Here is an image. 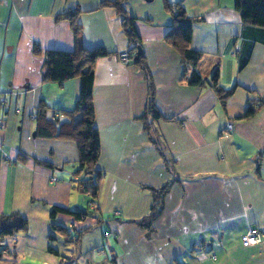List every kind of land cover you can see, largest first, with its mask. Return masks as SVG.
Here are the masks:
<instances>
[{
  "label": "crops",
  "instance_id": "0c3cea01",
  "mask_svg": "<svg viewBox=\"0 0 264 264\" xmlns=\"http://www.w3.org/2000/svg\"><path fill=\"white\" fill-rule=\"evenodd\" d=\"M102 1L0 0V228L27 222L0 243V264H264V27L244 24L235 0L124 1L162 116L155 126L166 165L137 119L148 98L144 72L133 59L119 60L128 40L121 17ZM166 1L194 19L187 47L201 52L195 64L166 38L180 37ZM72 10L79 44L111 52L93 65L100 154L92 174L76 172L77 144L65 136L80 77L42 79L44 51L76 47L71 21L61 17ZM219 87L234 88L224 105ZM40 102L60 136H36L31 115ZM248 107L254 113L244 117ZM169 180L151 229L139 226L149 188ZM54 206L88 215L52 219ZM53 223L70 235L53 232ZM85 227L76 237L73 230ZM249 228L260 230L262 243L242 245Z\"/></svg>",
  "mask_w": 264,
  "mask_h": 264
},
{
  "label": "trees",
  "instance_id": "16d2710c",
  "mask_svg": "<svg viewBox=\"0 0 264 264\" xmlns=\"http://www.w3.org/2000/svg\"><path fill=\"white\" fill-rule=\"evenodd\" d=\"M125 0H104L102 6L113 7L117 14L121 17V25L124 34L128 40V52L133 58L135 52L140 49V54L137 62H133L137 65L145 75V79L148 84V98L143 113L137 118L141 123L143 129L146 131L152 145L159 151L164 157L165 164H169L165 158L164 145L161 137L155 126V121L161 118V114L155 105L154 99V86L147 69L144 56L141 50L140 38L134 28V18L130 16L123 7ZM165 7L172 15L173 28L177 30L179 34V40H175L171 31L166 36L167 40L175 45L180 46L184 61L195 64L201 52L191 50L188 48V43L192 34V25L194 19L186 16L184 9L177 3L170 5L167 1ZM235 8L239 12L242 22L247 25H255L264 27V0H235ZM75 10L68 11L61 15L62 18H68L71 21L73 30L76 36V47L73 51L62 50H46L43 52V65H42V79L44 81L62 82L72 77H80L81 86L79 98L75 103L74 108L70 111L72 115L71 131L68 135L73 138L77 144L78 150V167L77 173L92 174L94 172L93 167L99 158L100 154V141L96 128L93 126L94 121V107L92 102V85L94 78L93 65L99 57L111 54L104 48L96 47L93 49H87L79 44L77 40L78 25L75 24L73 18ZM172 28V30H173ZM36 54L40 53V50H34ZM217 69L214 71L212 81L216 85ZM197 77H192L191 82H194ZM234 88L223 89L218 88L219 98L224 105L227 98L233 93ZM48 106L43 102H40L35 109L36 118V131L35 134L38 137H51L60 136V134H53L48 127L50 123H55L56 119H53V114L49 115ZM254 113L252 107H248L244 117H249ZM97 174V173H96ZM172 181L169 180L159 188H149L152 195V203L148 214L136 220V223L150 230V224L156 219L162 211L164 197L169 191V187ZM91 195L93 198L97 195V184L90 185ZM56 213H65L72 215L77 220L84 219L87 215V211H73L66 208L52 207L50 211V217L53 219ZM27 222L24 218H20L19 222L10 226L0 228V243L2 240L11 236L14 233L25 230ZM89 227H85L79 230H73L76 233V237H79L81 233L88 230ZM51 229L55 233L69 236L71 228H66L59 224H51ZM53 236L50 235V238Z\"/></svg>",
  "mask_w": 264,
  "mask_h": 264
},
{
  "label": "built area",
  "instance_id": "2783aa9c",
  "mask_svg": "<svg viewBox=\"0 0 264 264\" xmlns=\"http://www.w3.org/2000/svg\"><path fill=\"white\" fill-rule=\"evenodd\" d=\"M118 58L123 63H128L133 59L129 52H124V53L119 54ZM31 118L34 119L35 114H32ZM0 128H3L2 124H0ZM225 130L226 131L232 130V124L230 122H227L225 126ZM94 210L95 209L93 208L92 212L96 214V211ZM114 215L116 216L119 215V212L115 211ZM240 240H241L242 245L244 246L256 245V244H260L263 242L262 234L260 230L257 228H249L244 234H242Z\"/></svg>",
  "mask_w": 264,
  "mask_h": 264
},
{
  "label": "water",
  "instance_id": "95a60500",
  "mask_svg": "<svg viewBox=\"0 0 264 264\" xmlns=\"http://www.w3.org/2000/svg\"><path fill=\"white\" fill-rule=\"evenodd\" d=\"M139 54H140V49H138V50L135 52L134 56H133V61H134V62H137V61H138Z\"/></svg>",
  "mask_w": 264,
  "mask_h": 264
},
{
  "label": "rangeland",
  "instance_id": "374dc122",
  "mask_svg": "<svg viewBox=\"0 0 264 264\" xmlns=\"http://www.w3.org/2000/svg\"><path fill=\"white\" fill-rule=\"evenodd\" d=\"M7 241H8V238H4V243H7Z\"/></svg>",
  "mask_w": 264,
  "mask_h": 264
}]
</instances>
